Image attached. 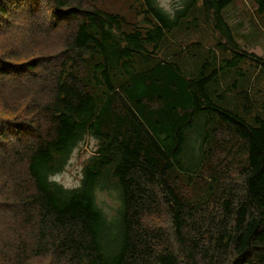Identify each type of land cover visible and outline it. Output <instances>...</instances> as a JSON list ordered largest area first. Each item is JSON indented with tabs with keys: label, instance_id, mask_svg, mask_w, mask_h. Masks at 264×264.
<instances>
[{
	"label": "trees",
	"instance_id": "16d2710c",
	"mask_svg": "<svg viewBox=\"0 0 264 264\" xmlns=\"http://www.w3.org/2000/svg\"><path fill=\"white\" fill-rule=\"evenodd\" d=\"M233 1L186 0L170 13L157 0H135L137 17L128 21L94 0H0V34L26 17L34 22L16 33L13 47L0 42V113L12 111L14 121L0 118V209L35 221L32 258L48 257L44 264H264V106L254 107L249 95L255 69L264 75V56L242 49L232 33L223 13ZM257 2L263 13L264 0ZM195 6L219 39L191 73L162 51ZM62 25L70 29L61 41L38 42ZM38 62L51 65L48 84L36 73ZM221 77H229L226 87ZM220 125L245 153L244 186L226 178L232 189L222 188L225 197L216 173L204 176L206 146L221 134ZM88 135L96 145L80 185L68 188L52 177ZM22 163L34 191L19 198L20 186L7 178ZM176 174L187 185L208 179L195 192L204 200L189 204L184 196H196L180 187ZM104 189L117 196L112 216L98 202ZM217 192L221 203L205 201ZM161 203L172 224L150 229L145 219ZM213 205L215 222L188 231V221L207 217ZM9 247L0 234L1 262L29 263L23 244L12 260L5 257Z\"/></svg>",
	"mask_w": 264,
	"mask_h": 264
},
{
	"label": "rangeland",
	"instance_id": "374dc122",
	"mask_svg": "<svg viewBox=\"0 0 264 264\" xmlns=\"http://www.w3.org/2000/svg\"><path fill=\"white\" fill-rule=\"evenodd\" d=\"M97 4L102 6L107 10L113 12L121 13L125 16L128 21H135L137 17L136 14V2L135 0H94ZM158 4L163 7L166 11L170 13L176 12L178 9H183L185 7L186 0H157ZM196 5L201 6L200 2ZM195 6L191 11L188 12L187 17H183L180 24L177 28L171 33V42L168 43L165 50L162 52L167 55L168 59L175 60L181 66L185 67L191 73H198V68L201 66L202 55L205 50L211 47L214 43L217 42L218 33L214 30L212 23L205 20L204 13L199 8ZM259 3L257 0H234L224 9V18L231 27L232 33L235 38L240 42V47L242 49H247L254 51L258 55L264 56V12L261 13L259 10ZM22 23H17V26L9 28L4 33L0 34V42L7 47L14 46V40L16 39V33H22L26 31L30 24L34 23L30 18H28L29 23H25V20ZM24 28L20 30L19 28ZM70 26L62 25L56 30H52L48 35L38 37V42L45 45H52L58 41L59 38H65L69 34ZM56 41V42H55ZM25 44L30 46L29 41H24ZM14 49V48H13ZM50 51H55V48H49ZM29 57V56H28ZM29 58H32L30 55ZM22 64V63H18ZM51 65L45 63L43 67L40 65V62L37 63V71L41 72L42 79L45 80L46 84L50 82L49 74L51 70ZM195 70V71H194ZM82 76H87L86 71H82ZM264 75L260 72L259 69H255L254 77L250 82L251 91L249 92L250 97L253 99L254 107L260 108L264 106ZM36 82L41 83L35 78ZM221 88L226 87L227 82L230 81L229 77H221ZM22 82H30L24 80ZM45 84V85H46ZM240 98V97H239ZM19 98L18 100H22ZM240 100V99H239ZM229 106L233 107L231 104ZM241 109V108H240ZM121 112V111H120ZM12 111H5L0 113V118H3L5 122H14L11 119ZM10 115V118H9ZM224 125V124H223ZM221 134L215 138H212L209 144H207L206 149L207 153L205 159H207L204 176L207 178L210 175H215L220 178L221 186L219 187V192L221 195L224 194L222 190L225 187V191L232 189L230 186H224L225 179L235 180L238 183L236 186L239 189L243 188V174L240 173V169L243 167L245 157L242 159L244 153L243 145L238 141V139L232 134L228 133L224 126L220 125ZM6 131V130H5ZM8 133V132H7ZM96 139L90 135L86 136L85 139L78 144V146L73 150L72 156L66 165L65 169L52 178L57 180L59 183H62L68 188L76 187L80 185L81 178L83 177V169L86 162L91 156L92 149L96 145ZM242 159V160H241ZM178 177V182L180 187H186L185 190L189 189L190 192L196 196L193 198L191 194H185L184 199L189 204H194V200H204L197 198L196 191L199 190V186L203 184V181L208 182L209 180H195L192 185H187L184 177L181 174H176ZM8 184L10 181L17 183L20 188L16 192L17 196L22 198L34 191V185L29 175L27 174V169L25 163H22L16 166L11 173L8 174L7 178ZM209 184V183H207ZM24 193V194H23ZM186 193V191H185ZM98 202L100 206L105 210V212L112 216L115 213L116 208L118 207V201L115 191L104 189L97 192ZM201 196V195H200ZM218 192L215 194L214 199L205 200L215 204L221 203L222 200L218 199ZM243 193L239 194V197H242ZM225 197V195H223ZM219 201V202H217ZM210 203V206H212ZM3 205H9L8 202ZM13 204H10L12 206ZM195 205V204H194ZM168 207L164 206L162 203L159 205V208L154 216L150 214L148 218L145 219V226L151 229L154 227L159 230V228L168 227L171 223V216L165 212ZM153 209V208H152ZM5 211V212H4ZM19 211V210H18ZM217 213V212H215ZM214 213V205L211 208L207 217L196 220L188 221V231H191L193 234L197 230L193 231V226L206 222L214 223L216 220V215ZM5 215V216H4ZM6 209H0V234H3V237L10 241V247L6 258L12 260L17 256V247L21 244L24 245L26 249V256L29 257L28 264H35V259L38 261L36 264H44V260L48 257L40 258L33 256L32 248L36 245L34 237V225L30 223H24L21 221L16 214L6 216ZM197 215V214H196ZM204 216V215H203ZM20 231V234H19ZM211 232L207 234L205 239L209 238ZM203 238V239H204ZM202 244L205 245L203 241ZM6 249H1L0 252H5ZM20 256V255H19ZM21 257V256H20ZM0 264H7L0 261ZM204 264H216L212 260L205 259Z\"/></svg>",
	"mask_w": 264,
	"mask_h": 264
}]
</instances>
